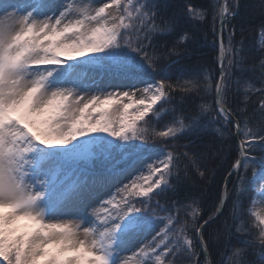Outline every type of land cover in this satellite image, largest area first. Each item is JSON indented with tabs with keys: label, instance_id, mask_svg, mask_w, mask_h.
Listing matches in <instances>:
<instances>
[{
	"label": "snow or ice",
	"instance_id": "1",
	"mask_svg": "<svg viewBox=\"0 0 264 264\" xmlns=\"http://www.w3.org/2000/svg\"><path fill=\"white\" fill-rule=\"evenodd\" d=\"M209 14L219 77L177 71ZM238 14L230 0H0V264H210V243L219 264H264V58L233 83L250 51L234 29L225 43ZM207 131L236 147L204 219L181 186L208 174L205 154L178 142Z\"/></svg>",
	"mask_w": 264,
	"mask_h": 264
},
{
	"label": "trees",
	"instance_id": "2",
	"mask_svg": "<svg viewBox=\"0 0 264 264\" xmlns=\"http://www.w3.org/2000/svg\"><path fill=\"white\" fill-rule=\"evenodd\" d=\"M182 2H184V0H161V3L167 4H176ZM190 2L197 7H207L209 0H190ZM230 3L238 4L239 14L235 17V19L231 20L228 28L225 30V43L227 44L228 32L233 31L234 29L235 46H244L250 50L249 56L245 58L243 65L241 67L233 66L231 69L233 73L232 80L234 83L235 80L241 75H243L244 79L246 80L251 79L254 76L259 77L261 71L259 66L260 60L264 57L259 54L260 44L257 41V37L261 23L264 22V14H262V12H264V8H262V5H264V0H230ZM189 26L192 27L193 31L195 32L194 39L188 43L189 53L184 59L179 60L174 65H172V67L177 71L184 69L191 70L199 67L210 70L218 78V62L214 63V61L217 60V47H213V41L216 38L212 33L211 15L209 14L207 23L205 25ZM241 55H243V53ZM225 64H227V60H225ZM259 86V84L256 85V87ZM214 95L215 93L213 91L212 96L208 97L209 102H212ZM176 99L179 100L180 97L177 96ZM230 99H232L233 104H235V98L230 97ZM201 102L200 96L196 94L189 96L183 101V103L193 112L195 111L193 106ZM256 102L258 103V99ZM241 107H243V105H241ZM248 111L251 113L252 109L249 108ZM258 123V115L253 116L250 127H254ZM212 127H220V125L217 124L213 125ZM178 143L180 145H188L186 148L182 147L178 149L180 151H191L193 148H195L198 152L205 154L201 166L202 169L208 170V174L202 178L195 172L194 169H189L188 174L191 176V180L189 179L188 182L190 183V186L188 187V184L185 182L184 185L182 184L181 186V192L182 194H194L203 200V206L206 211H204L202 214L204 219H206L212 211L211 205L216 202V197L221 191L224 177L229 170V159L235 158L236 142L229 136L220 137L218 134H215L212 131H207L199 138H195L191 144H189L187 140H180ZM217 152L220 153L219 156L214 155V153ZM229 154H231V156ZM233 179H235V177H233ZM228 188L229 190L232 188L231 181L228 182ZM161 202L163 203V200H161ZM230 208L231 199L225 206L224 213L219 218L220 221H222L225 216L228 215ZM216 226V224H210L204 229V236L206 240L209 239V233L213 232ZM221 252V246H217L214 243L209 244L208 257L210 264H219V261L221 260ZM250 259L257 261L258 264V259L256 256H250ZM200 260L201 264H204L203 255H201ZM177 264H186V262L181 259L177 261Z\"/></svg>",
	"mask_w": 264,
	"mask_h": 264
},
{
	"label": "rangeland",
	"instance_id": "3",
	"mask_svg": "<svg viewBox=\"0 0 264 264\" xmlns=\"http://www.w3.org/2000/svg\"><path fill=\"white\" fill-rule=\"evenodd\" d=\"M261 39H262V37H261V34L259 33V42ZM105 91H107V90H105ZM189 179L191 180V176L188 174L186 179L184 180V183L186 182L188 184V187L190 186V183L188 182ZM184 183H183V185H184ZM117 187H119V185H117ZM112 191H115V189H113ZM101 199H106V197H101ZM251 210L252 211H264V204L257 203L256 206L254 208H252ZM125 255L130 256L131 253H126Z\"/></svg>",
	"mask_w": 264,
	"mask_h": 264
},
{
	"label": "water",
	"instance_id": "4",
	"mask_svg": "<svg viewBox=\"0 0 264 264\" xmlns=\"http://www.w3.org/2000/svg\"><path fill=\"white\" fill-rule=\"evenodd\" d=\"M217 56H218V51H217ZM220 67V65H218V68ZM227 176V175H226ZM224 184H225V179H224V182H223V186H222V188L224 187ZM222 190V189H221ZM207 259H208V257H207ZM208 261H209V259H208Z\"/></svg>",
	"mask_w": 264,
	"mask_h": 264
}]
</instances>
